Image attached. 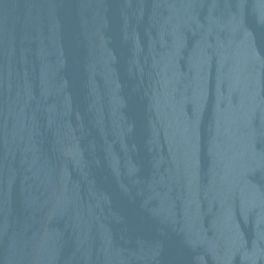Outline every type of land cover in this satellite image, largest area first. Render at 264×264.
Wrapping results in <instances>:
<instances>
[{
    "label": "water",
    "instance_id": "water-1",
    "mask_svg": "<svg viewBox=\"0 0 264 264\" xmlns=\"http://www.w3.org/2000/svg\"><path fill=\"white\" fill-rule=\"evenodd\" d=\"M0 264H264V0H0Z\"/></svg>",
    "mask_w": 264,
    "mask_h": 264
}]
</instances>
